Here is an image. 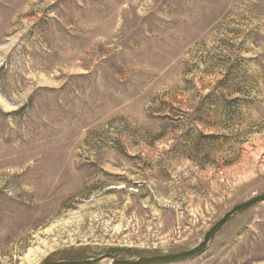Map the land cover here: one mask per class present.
<instances>
[{"label":"rangeland","instance_id":"obj_1","mask_svg":"<svg viewBox=\"0 0 264 264\" xmlns=\"http://www.w3.org/2000/svg\"><path fill=\"white\" fill-rule=\"evenodd\" d=\"M262 193L264 0H0V264L186 251ZM176 264H264V202Z\"/></svg>","mask_w":264,"mask_h":264},{"label":"water","instance_id":"obj_2","mask_svg":"<svg viewBox=\"0 0 264 264\" xmlns=\"http://www.w3.org/2000/svg\"><path fill=\"white\" fill-rule=\"evenodd\" d=\"M264 202V193L256 195L247 201L235 205L231 210L225 213L203 236V240L194 248L172 254L143 256L136 259H118L112 254L84 259V260H64V261H45L42 264H176L192 258L198 257L209 248L214 238L222 229L230 223L236 216L248 211L249 209Z\"/></svg>","mask_w":264,"mask_h":264}]
</instances>
